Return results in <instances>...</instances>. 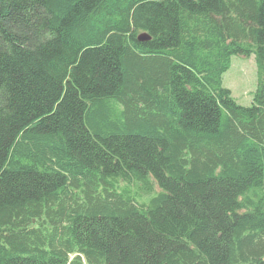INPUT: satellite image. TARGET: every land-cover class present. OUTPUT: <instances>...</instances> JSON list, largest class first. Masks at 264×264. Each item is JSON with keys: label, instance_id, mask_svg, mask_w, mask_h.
Segmentation results:
<instances>
[{"label": "trees", "instance_id": "16d2710c", "mask_svg": "<svg viewBox=\"0 0 264 264\" xmlns=\"http://www.w3.org/2000/svg\"><path fill=\"white\" fill-rule=\"evenodd\" d=\"M0 264H264V0H0Z\"/></svg>", "mask_w": 264, "mask_h": 264}, {"label": "rangeland", "instance_id": "374dc122", "mask_svg": "<svg viewBox=\"0 0 264 264\" xmlns=\"http://www.w3.org/2000/svg\"><path fill=\"white\" fill-rule=\"evenodd\" d=\"M222 86L231 92L240 106L249 107L256 87L254 57H232L229 70L222 76Z\"/></svg>", "mask_w": 264, "mask_h": 264}, {"label": "water", "instance_id": "95a60500", "mask_svg": "<svg viewBox=\"0 0 264 264\" xmlns=\"http://www.w3.org/2000/svg\"><path fill=\"white\" fill-rule=\"evenodd\" d=\"M149 37L146 34H140L137 38V40L139 42H145V41H149Z\"/></svg>", "mask_w": 264, "mask_h": 264}]
</instances>
